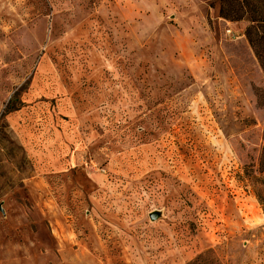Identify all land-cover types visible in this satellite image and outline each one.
I'll return each mask as SVG.
<instances>
[{"label": "rangeland", "instance_id": "rangeland-1", "mask_svg": "<svg viewBox=\"0 0 264 264\" xmlns=\"http://www.w3.org/2000/svg\"><path fill=\"white\" fill-rule=\"evenodd\" d=\"M218 2L0 0V264H264V73Z\"/></svg>", "mask_w": 264, "mask_h": 264}, {"label": "trees", "instance_id": "trees-1", "mask_svg": "<svg viewBox=\"0 0 264 264\" xmlns=\"http://www.w3.org/2000/svg\"><path fill=\"white\" fill-rule=\"evenodd\" d=\"M218 17L248 23L244 36L264 73V0H219Z\"/></svg>", "mask_w": 264, "mask_h": 264}, {"label": "water", "instance_id": "water-1", "mask_svg": "<svg viewBox=\"0 0 264 264\" xmlns=\"http://www.w3.org/2000/svg\"><path fill=\"white\" fill-rule=\"evenodd\" d=\"M156 218H157L156 213H153V214H150V215H149V219H150L151 221L156 220Z\"/></svg>", "mask_w": 264, "mask_h": 264}]
</instances>
